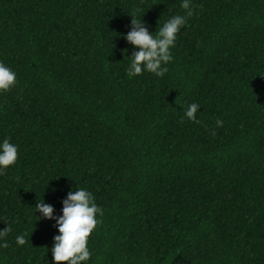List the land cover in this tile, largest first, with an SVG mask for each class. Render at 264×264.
Here are the masks:
<instances>
[{
	"label": "trees",
	"instance_id": "16d2710c",
	"mask_svg": "<svg viewBox=\"0 0 264 264\" xmlns=\"http://www.w3.org/2000/svg\"><path fill=\"white\" fill-rule=\"evenodd\" d=\"M180 4L0 0V62L16 73L0 140L17 146L0 171V264H52L55 220L35 204L59 216L75 188L102 210L87 264H264V0H191L164 75L129 76L131 19L155 34Z\"/></svg>",
	"mask_w": 264,
	"mask_h": 264
},
{
	"label": "clouds",
	"instance_id": "9594fccd",
	"mask_svg": "<svg viewBox=\"0 0 264 264\" xmlns=\"http://www.w3.org/2000/svg\"><path fill=\"white\" fill-rule=\"evenodd\" d=\"M191 0H181L180 7L186 12L183 16L173 15L167 19L158 30L150 32L145 23L131 19L130 28L124 39L137 49L131 56L128 75H139L149 72L157 77L163 76L167 71V63L172 60L170 49L176 41L177 33L191 16L193 9ZM164 65V66H162ZM16 84V73L10 67L0 62V92H6ZM200 105L190 103L184 110V117L195 120V114ZM222 122L216 120V124ZM17 160V146L8 138L0 140V171L13 165ZM62 207L59 216L53 215V207L42 200L36 202V211L43 219H54L56 233L52 237L50 249L52 264L66 262V264H87L90 252L87 248V238L98 223L97 216L102 210L94 202L92 194L85 188H75L66 193L61 201ZM7 229H0L2 239ZM17 244H24V237H15ZM3 246V245H0Z\"/></svg>",
	"mask_w": 264,
	"mask_h": 264
}]
</instances>
